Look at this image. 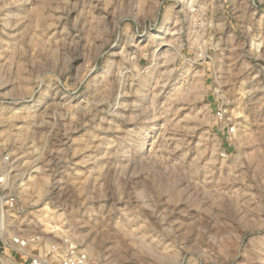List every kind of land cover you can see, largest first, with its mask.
Returning a JSON list of instances; mask_svg holds the SVG:
<instances>
[{
  "label": "rangeland",
  "instance_id": "rangeland-1",
  "mask_svg": "<svg viewBox=\"0 0 264 264\" xmlns=\"http://www.w3.org/2000/svg\"><path fill=\"white\" fill-rule=\"evenodd\" d=\"M11 195L2 264H264V0H0Z\"/></svg>",
  "mask_w": 264,
  "mask_h": 264
},
{
  "label": "built area",
  "instance_id": "built-area-1",
  "mask_svg": "<svg viewBox=\"0 0 264 264\" xmlns=\"http://www.w3.org/2000/svg\"><path fill=\"white\" fill-rule=\"evenodd\" d=\"M10 197V198H8ZM7 198V199H5ZM0 200V205L11 208L15 203L13 195L5 196ZM42 236L33 234L29 237L8 236L5 232L0 233V263H3V256L8 250H16L19 253H26L29 245L38 244L43 246ZM38 255L29 256L30 264H87L88 254L80 249L69 236H64L59 240H52L49 244L39 249Z\"/></svg>",
  "mask_w": 264,
  "mask_h": 264
},
{
  "label": "bare ground",
  "instance_id": "bare-ground-1",
  "mask_svg": "<svg viewBox=\"0 0 264 264\" xmlns=\"http://www.w3.org/2000/svg\"><path fill=\"white\" fill-rule=\"evenodd\" d=\"M41 13H37L36 14V19H39V18H41ZM45 20V19H44ZM187 91V90H186ZM182 92V91H181ZM180 95V94H179ZM30 177V176H29ZM33 178V179H32ZM32 178H29V180H30V182L28 183V184H24V185H28V189H29V187L30 188H32L33 189V191L34 192H40L41 190H42V184H41V178L42 177H40V176H36V178H34V177H32ZM24 190H26V191H24V192H27L28 190H27V187L26 188H24ZM31 196V195H30Z\"/></svg>",
  "mask_w": 264,
  "mask_h": 264
}]
</instances>
